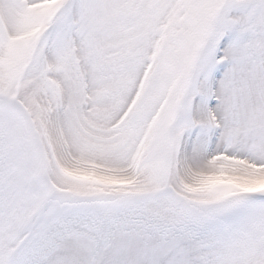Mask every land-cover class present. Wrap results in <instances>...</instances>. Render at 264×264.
I'll return each mask as SVG.
<instances>
[{"label": "snow or ice", "instance_id": "obj_1", "mask_svg": "<svg viewBox=\"0 0 264 264\" xmlns=\"http://www.w3.org/2000/svg\"><path fill=\"white\" fill-rule=\"evenodd\" d=\"M46 3L0 0V264H264V0Z\"/></svg>", "mask_w": 264, "mask_h": 264}, {"label": "rangeland", "instance_id": "obj_2", "mask_svg": "<svg viewBox=\"0 0 264 264\" xmlns=\"http://www.w3.org/2000/svg\"><path fill=\"white\" fill-rule=\"evenodd\" d=\"M58 2H59V0H47V3H46V5H44V7L50 8L54 5H56ZM40 31H42V29L37 24L36 26H34L33 29L29 30L27 33H25L21 37L22 42H26V43L30 44L31 41L33 39H35V37L37 35L40 34ZM18 55L23 57L26 55V52L22 49L18 53ZM39 103L41 105H44L47 103V101L41 100ZM47 136L50 138L51 147L53 148V150L56 153H59L62 150V145L56 139V134H55V132L51 126H49L47 129ZM71 163H75V161L73 160ZM256 172H257L256 175L243 180L238 186H240V187H242L248 191H264V169H257ZM68 174L71 176H77V177L82 176V173L72 171L71 167L69 168ZM106 184L111 185L113 187H120V188H123L124 190H132V191L135 190V186L131 183L113 184L112 181L107 179V178L93 177V178H90L89 183L76 185L75 187L69 188L66 191L70 195L73 193H76V194H79L81 197H88V196H91L93 194L92 193L93 187H96V188L104 187Z\"/></svg>", "mask_w": 264, "mask_h": 264}]
</instances>
